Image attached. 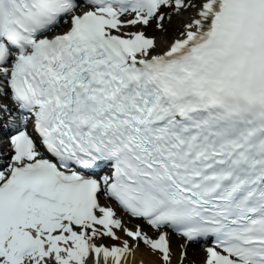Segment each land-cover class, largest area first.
I'll return each mask as SVG.
<instances>
[{"label": "snow or ice", "instance_id": "1", "mask_svg": "<svg viewBox=\"0 0 264 264\" xmlns=\"http://www.w3.org/2000/svg\"><path fill=\"white\" fill-rule=\"evenodd\" d=\"M5 139L0 264H264V0H0Z\"/></svg>", "mask_w": 264, "mask_h": 264}, {"label": "bare ground", "instance_id": "2", "mask_svg": "<svg viewBox=\"0 0 264 264\" xmlns=\"http://www.w3.org/2000/svg\"><path fill=\"white\" fill-rule=\"evenodd\" d=\"M172 23L174 26H176V25L179 26V22L176 18L173 19ZM175 30H176V27L172 30L173 33L171 36H168V34H166V36L168 38L173 37L176 34ZM150 35L160 36L161 34L160 33H158V34L151 33ZM4 146H6V144H4ZM117 210L119 212V209H117ZM125 219H127L126 216H125ZM150 234H152V233L150 232ZM182 243H184V240L182 237H179L176 235L172 236V244H173L174 251L178 252L177 245L182 244ZM202 247H203L202 244H190L188 247V259L190 261H196L197 264H199V261L203 257ZM134 259L137 262V264L140 260H143L144 264H158L156 257L151 256L144 247L140 248V250L137 252ZM174 264H176L175 257H174Z\"/></svg>", "mask_w": 264, "mask_h": 264}, {"label": "rangeland", "instance_id": "3", "mask_svg": "<svg viewBox=\"0 0 264 264\" xmlns=\"http://www.w3.org/2000/svg\"><path fill=\"white\" fill-rule=\"evenodd\" d=\"M175 27L177 28L178 26H177V25L174 26L173 23H172L171 25L168 26V32H167L168 36H171V35H172V33H173L172 30H173ZM147 31H148L149 34H151V33L158 34V33H159V32H157V31L154 30V27H153V28H149ZM192 244H194V243H192ZM141 247H143V245H141Z\"/></svg>", "mask_w": 264, "mask_h": 264}]
</instances>
